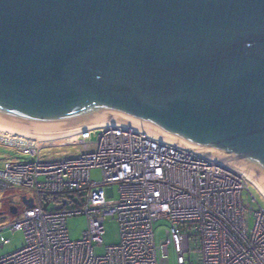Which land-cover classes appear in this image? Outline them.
<instances>
[{"label": "water", "instance_id": "95a60500", "mask_svg": "<svg viewBox=\"0 0 264 264\" xmlns=\"http://www.w3.org/2000/svg\"><path fill=\"white\" fill-rule=\"evenodd\" d=\"M101 126L178 144L264 194V0H0V130Z\"/></svg>", "mask_w": 264, "mask_h": 264}, {"label": "built area", "instance_id": "2783aa9c", "mask_svg": "<svg viewBox=\"0 0 264 264\" xmlns=\"http://www.w3.org/2000/svg\"><path fill=\"white\" fill-rule=\"evenodd\" d=\"M0 144L32 158L0 167V195L24 191L22 198L34 201L28 207L21 198L24 210L7 227L23 231L25 244L0 264H164L169 246L178 264H189L186 254L193 252L198 264H264V207L253 183L220 162L131 127L101 126L46 141L0 135ZM67 145L79 146V153L42 158L45 149ZM97 168L99 181L91 177ZM114 185L119 196L111 199ZM74 216L87 219L79 240L68 229ZM109 218L118 222L120 243L96 254ZM161 219L170 226L157 244L154 223Z\"/></svg>", "mask_w": 264, "mask_h": 264}, {"label": "rangeland", "instance_id": "374dc122", "mask_svg": "<svg viewBox=\"0 0 264 264\" xmlns=\"http://www.w3.org/2000/svg\"><path fill=\"white\" fill-rule=\"evenodd\" d=\"M0 135L5 136L0 133ZM80 147L77 145H67L59 147H51L45 149L42 152V158L46 161H57L65 158H73L79 153ZM7 161L12 162H29L32 158L27 155H22L19 152L0 144V167L3 166ZM93 180L99 181L102 179L101 169H93L91 173ZM251 181V180H250ZM252 182V181H251ZM253 183V182H252ZM118 185H114L107 190V195L111 199L118 198ZM250 190L257 200L264 207V194L260 189L253 183L250 185ZM29 194L24 191H11L6 194L0 195V257L10 254L25 244V235L21 230H11L7 226L15 221L23 212L24 205L21 204L22 196ZM15 203L19 208V214L13 215L10 212V205ZM170 223L166 220H157L154 223V232L156 243L160 244L166 238V230L169 228ZM4 229H1L3 228ZM87 228V219L85 216H74L68 220V229L72 240H79L82 238L84 231ZM120 243V231L118 222L115 219L109 218L105 222V233L103 236V246H96L95 253L103 254L106 251V247L111 245H117ZM191 250L194 251L198 244L191 240ZM169 262L164 264H178L177 254L173 249V246H169ZM187 262L189 264H198V255L193 253L186 254Z\"/></svg>", "mask_w": 264, "mask_h": 264}, {"label": "bare ground", "instance_id": "6f19581e", "mask_svg": "<svg viewBox=\"0 0 264 264\" xmlns=\"http://www.w3.org/2000/svg\"><path fill=\"white\" fill-rule=\"evenodd\" d=\"M0 133L4 134V135H9V136H14V135H17V134H11V133H7V132H4V131H1L0 130ZM75 135V134H74ZM18 136H21V135H18ZM73 136V135H71ZM22 137H25V136H22ZM67 137H70V136H67ZM67 137H63V138H67ZM26 138H30V137H26ZM63 138H57V139H52V140H60V139H63ZM250 180V179H249Z\"/></svg>", "mask_w": 264, "mask_h": 264}]
</instances>
